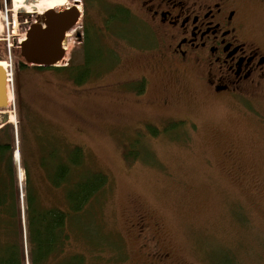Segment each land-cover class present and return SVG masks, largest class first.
Wrapping results in <instances>:
<instances>
[{"label":"rangeland","instance_id":"374dc122","mask_svg":"<svg viewBox=\"0 0 264 264\" xmlns=\"http://www.w3.org/2000/svg\"><path fill=\"white\" fill-rule=\"evenodd\" d=\"M14 1H0V63L8 73L0 128L5 114L15 131L19 186V128L24 158L31 149L37 153L36 135L45 132L68 150L79 147L81 168L108 179L74 221L72 251L89 264H159L151 258L158 252L167 254L164 264H264V124L257 105L215 99L194 74L170 67L157 32L131 0H75L82 17L67 34L61 65L83 62L75 39L82 22L112 52L94 63L83 84H74L69 71L36 70L22 60L18 44L44 5L22 0L17 4L25 8L16 10ZM121 5L141 22L138 35L129 29L136 46L102 34L107 11ZM249 8L248 37L264 49V3ZM140 78L146 88L138 96ZM173 122L181 126L163 131ZM148 125L159 132L151 135ZM131 147L137 159L127 162ZM89 245L103 248L101 254Z\"/></svg>","mask_w":264,"mask_h":264},{"label":"trees","instance_id":"16d2710c","mask_svg":"<svg viewBox=\"0 0 264 264\" xmlns=\"http://www.w3.org/2000/svg\"><path fill=\"white\" fill-rule=\"evenodd\" d=\"M115 27L117 32L124 29L120 24ZM93 34L80 67L71 66L66 70L76 85L83 84L93 73L96 61H108L104 55H112L109 50L98 47L99 36ZM20 66L26 65L20 62ZM179 126L181 123L173 122L163 131ZM146 129L151 135L159 132L152 125ZM14 132L10 124L0 128V264H25L26 259L29 264H89L87 256L72 251L76 240L74 221L83 217L80 214L104 191L108 179L99 171L81 168L84 156L79 147L68 150L67 145L45 132L36 135L37 153L31 149L29 161L24 158L26 141L19 128V170L24 172L20 187L13 160ZM124 157L127 162L137 159L135 148L131 147ZM89 248L99 255L103 249L95 245Z\"/></svg>","mask_w":264,"mask_h":264},{"label":"flooded vegetation","instance_id":"af4514ba","mask_svg":"<svg viewBox=\"0 0 264 264\" xmlns=\"http://www.w3.org/2000/svg\"><path fill=\"white\" fill-rule=\"evenodd\" d=\"M71 2L55 13H65L73 6L78 10L82 7L80 1ZM135 3L143 10L149 26L157 32L163 43L159 54L170 67L181 73L194 74L204 91L215 99L230 98L242 104L257 105L256 110L264 124V49L249 39L247 27L249 7L262 4L264 0H131V6ZM81 17L82 13L72 29L78 27ZM117 24L125 30L117 32ZM140 25L130 6H114L113 10L107 11L102 34L136 46L135 35L129 29L138 35ZM90 28L92 26L82 22L81 31L75 33L83 55L94 38ZM64 36L63 46L69 35ZM71 66L72 63L63 65L61 72ZM143 80L140 78L134 87L138 96L146 88ZM167 257L160 252L151 255L159 264H164Z\"/></svg>","mask_w":264,"mask_h":264},{"label":"water","instance_id":"95a60500","mask_svg":"<svg viewBox=\"0 0 264 264\" xmlns=\"http://www.w3.org/2000/svg\"><path fill=\"white\" fill-rule=\"evenodd\" d=\"M80 18L78 9L73 6L65 13L56 14L47 10L36 18L26 32V40L18 44L20 57L25 64L33 67H56L63 59L62 42ZM7 72L0 66V112L7 109ZM2 125L7 124L8 116L2 114Z\"/></svg>","mask_w":264,"mask_h":264},{"label":"bare ground","instance_id":"6f19581e","mask_svg":"<svg viewBox=\"0 0 264 264\" xmlns=\"http://www.w3.org/2000/svg\"><path fill=\"white\" fill-rule=\"evenodd\" d=\"M35 5L31 6L32 8H35L36 3L40 4V5H44V9L42 10L43 13L47 12V10H53L55 11V9L57 8V6H66L68 5L67 0H35ZM22 4V0H15L14 1V7H16V10H21L25 8V5H20L18 6V4ZM33 5V4H32ZM34 11V10H33ZM37 14H42L41 12H37ZM0 65L3 66V69L5 70V65L3 63H0Z\"/></svg>","mask_w":264,"mask_h":264}]
</instances>
